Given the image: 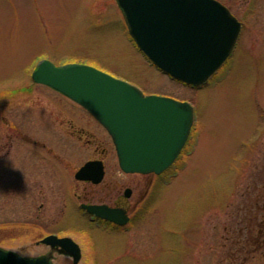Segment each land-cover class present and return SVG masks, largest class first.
<instances>
[{
	"label": "rangeland",
	"instance_id": "1",
	"mask_svg": "<svg viewBox=\"0 0 264 264\" xmlns=\"http://www.w3.org/2000/svg\"><path fill=\"white\" fill-rule=\"evenodd\" d=\"M218 1L243 26L221 67L193 87L144 57L115 0H0V139L9 131L13 141L8 154L0 149V246L20 255L44 250L34 226L38 190L20 183L22 168L31 169L40 155L20 141L18 126L73 166L86 152L63 141L45 110L73 102L30 78L46 58L92 65L144 94L194 108L186 143L159 176L164 183L156 182L145 214L125 232L94 228L69 204L67 226L82 246L80 264H264V247L254 242L264 228V0ZM54 261L71 264L64 255Z\"/></svg>",
	"mask_w": 264,
	"mask_h": 264
},
{
	"label": "water",
	"instance_id": "2",
	"mask_svg": "<svg viewBox=\"0 0 264 264\" xmlns=\"http://www.w3.org/2000/svg\"><path fill=\"white\" fill-rule=\"evenodd\" d=\"M127 32L140 52L159 70L189 86L203 84L229 56L240 22L218 0H115ZM34 82L47 85L88 110L110 134L117 161L126 172L160 173L170 166L187 140L193 107L188 101L144 94L137 86L92 65H56L40 59L31 72ZM85 162L76 172L84 178ZM90 213L114 219L104 205H82ZM118 222H124L118 221ZM51 246L80 258L68 237L48 236ZM51 252L22 256L0 247V264H52Z\"/></svg>",
	"mask_w": 264,
	"mask_h": 264
},
{
	"label": "flooded vegetation",
	"instance_id": "3",
	"mask_svg": "<svg viewBox=\"0 0 264 264\" xmlns=\"http://www.w3.org/2000/svg\"><path fill=\"white\" fill-rule=\"evenodd\" d=\"M242 26L241 22V28ZM73 104L69 108L51 103V107L45 110H48L51 118L59 124L63 141H74L81 151L86 150L82 161L77 166L71 164L67 155L55 150L47 142L30 135L20 125L17 129L20 141L34 148L40 155L37 164L31 169L22 168L23 178L20 179V183L34 185L33 187L38 190L39 198H37L38 203L33 216L36 236L39 238L36 243L44 246V250L36 255L51 252L52 264H56L54 261L56 255L70 258L71 264H73V258L60 252L59 244L53 246L46 244L43 239L48 236L71 238L79 247L80 258L77 264H80L82 259V246L74 239L67 226L69 204H74L78 215L92 227L109 232L114 230L125 232L145 214L142 211L147 209L151 201L156 182L164 183L159 177L164 172L155 174L122 170L117 161L112 138L106 128L85 108L75 102ZM1 120L4 121V117ZM6 125L10 129V125L8 123ZM99 128L104 131L107 138L102 137V133L100 135ZM2 137L0 140H3V143L0 144V149H5V153L8 154L13 147L9 131ZM113 160L114 163H111ZM40 161H45L44 165H40ZM91 161L95 164L87 168L84 178H77V170L85 162ZM46 163L53 165L51 169L46 167ZM89 204L104 205L114 210L115 220L92 214L82 206ZM139 212H141L140 215ZM122 220L124 222H118ZM84 264L91 263L85 261Z\"/></svg>",
	"mask_w": 264,
	"mask_h": 264
},
{
	"label": "trees",
	"instance_id": "4",
	"mask_svg": "<svg viewBox=\"0 0 264 264\" xmlns=\"http://www.w3.org/2000/svg\"><path fill=\"white\" fill-rule=\"evenodd\" d=\"M259 224H261V223H259ZM258 237L255 239V241L254 242H256L257 244H258V246H259V248L261 247V246H263L264 247V228L262 227V224L260 225V227H259V229H258ZM252 237V236H251ZM257 244H256V246H257ZM250 252V251H249ZM262 254H264V250L263 249H261V251H260Z\"/></svg>",
	"mask_w": 264,
	"mask_h": 264
}]
</instances>
